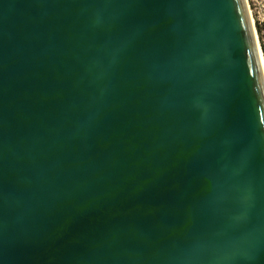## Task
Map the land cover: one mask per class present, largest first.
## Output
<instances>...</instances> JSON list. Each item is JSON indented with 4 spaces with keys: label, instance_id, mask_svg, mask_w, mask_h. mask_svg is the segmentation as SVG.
Returning <instances> with one entry per match:
<instances>
[{
    "label": "water",
    "instance_id": "95a60500",
    "mask_svg": "<svg viewBox=\"0 0 264 264\" xmlns=\"http://www.w3.org/2000/svg\"><path fill=\"white\" fill-rule=\"evenodd\" d=\"M251 19L247 0H0V264H264Z\"/></svg>",
    "mask_w": 264,
    "mask_h": 264
},
{
    "label": "rangeland",
    "instance_id": "374dc122",
    "mask_svg": "<svg viewBox=\"0 0 264 264\" xmlns=\"http://www.w3.org/2000/svg\"><path fill=\"white\" fill-rule=\"evenodd\" d=\"M253 23L264 22V0H247Z\"/></svg>",
    "mask_w": 264,
    "mask_h": 264
},
{
    "label": "trees",
    "instance_id": "16d2710c",
    "mask_svg": "<svg viewBox=\"0 0 264 264\" xmlns=\"http://www.w3.org/2000/svg\"><path fill=\"white\" fill-rule=\"evenodd\" d=\"M256 29L264 55V22L256 21Z\"/></svg>",
    "mask_w": 264,
    "mask_h": 264
},
{
    "label": "bare ground",
    "instance_id": "6f19581e",
    "mask_svg": "<svg viewBox=\"0 0 264 264\" xmlns=\"http://www.w3.org/2000/svg\"><path fill=\"white\" fill-rule=\"evenodd\" d=\"M251 21H252V25H254V23H253V20L251 19ZM254 29V28H253ZM254 33H255V31H254ZM255 37H256V34H255ZM256 41H257V38H256ZM258 45V44H257ZM259 53H260V57H261V61H262V65H263V69H264V59H263V51H261L260 52V49H259Z\"/></svg>",
    "mask_w": 264,
    "mask_h": 264
}]
</instances>
